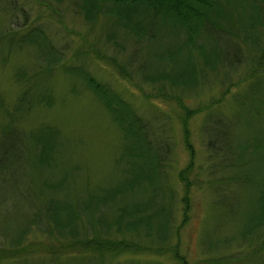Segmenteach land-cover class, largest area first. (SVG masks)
I'll list each match as a JSON object with an SVG mask.
<instances>
[{
    "label": "trees",
    "instance_id": "trees-1",
    "mask_svg": "<svg viewBox=\"0 0 264 264\" xmlns=\"http://www.w3.org/2000/svg\"><path fill=\"white\" fill-rule=\"evenodd\" d=\"M56 3L62 5V13H72L87 27L85 39L81 37L82 48L71 51L68 46L58 45L47 27L30 19L24 9L19 11L16 3L12 11L21 12L22 20L19 21L20 16L11 17L10 28L0 32L1 51L26 46L36 51V69L30 75L22 72L17 75L16 83L21 87L17 104L8 114L10 124L36 107H51L52 97L45 98L49 92L38 81L43 77L48 80L52 70L60 67L66 74L77 76L75 82L93 95L118 130L122 150L116 162L121 175L109 186L77 192L73 184L78 168L66 169L69 161L65 159L69 155L63 154L65 143L60 140L59 130L45 126L22 132L27 139L24 142L13 125L6 127V141L18 143L17 150L24 146L25 156L36 160L42 170L52 171L48 160L58 149L57 157L63 159L64 169L69 172L60 177L48 172L40 173L39 177L31 174L33 185L40 188L33 193L34 203L24 215V222L14 223L15 233L9 239L6 233H0V238H4L0 260L16 264H69L60 259L66 253L71 258L76 254L87 258L73 259L71 264H106L96 255L105 252L113 256L127 252L159 255L169 248L171 234L179 236L181 226L174 229L176 199L165 186L172 164L173 136L165 135L161 129L157 131L108 84L91 77L82 63L66 65L68 51L76 59L94 55L131 87L140 90L143 98L178 104L182 110L183 143L191 157L178 180L187 192L193 184L188 175L194 165L189 122L232 99L235 103L232 114L208 116L202 127L201 137L211 163L210 177L215 181L213 175L222 174V182L249 191L255 211L251 224L239 235L244 242L250 236H264L261 229L264 228V131L254 126H264V122H259L253 113V108L258 109L255 107L258 101L264 110V0H56ZM92 33L96 37L89 42L86 36ZM242 84H247V89L233 93ZM214 85L220 88L217 98L210 99L205 106L188 105L187 101ZM240 129L247 133L245 138L239 137ZM0 163H5V157ZM4 167L0 164V171ZM216 203L221 209L228 207L226 199ZM184 204L183 211L188 214V202ZM185 213L182 225L187 221ZM31 234L46 237L56 248L39 254L42 251L33 245L35 242L28 241ZM224 241L222 237L215 240L220 244ZM169 252L186 264L180 258L177 244ZM37 254L41 257H35Z\"/></svg>",
    "mask_w": 264,
    "mask_h": 264
},
{
    "label": "rangeland",
    "instance_id": "rangeland-1",
    "mask_svg": "<svg viewBox=\"0 0 264 264\" xmlns=\"http://www.w3.org/2000/svg\"><path fill=\"white\" fill-rule=\"evenodd\" d=\"M14 3L18 5L19 11L24 9L30 15V19H35L36 23H42L47 27L58 45L68 46L71 51L82 48V38L85 39L87 27L72 13H62V5L56 3V0H0V32L10 28L11 17L20 16L19 21L22 20L21 12L17 9L12 11L15 7ZM95 37V33L86 36L89 42ZM96 49H100L98 45ZM72 53L68 51L66 65L77 66L82 63L81 66H84L91 77L100 83L108 84L122 99L128 101L132 107L134 106L139 114L148 119L157 131L161 129L165 131V135L173 136L172 164L168 169L165 186L172 190L176 199L174 229L179 225L181 228L179 236L175 237L171 234L169 248L177 244L180 258L186 260V264H264V236L260 238L256 235L250 236L246 239L248 242H244L241 234L239 235L252 222L251 218L255 211L253 197L252 195L249 197V191L244 192L241 186L235 188L233 184L222 182L221 177H224L222 174H214L213 176L217 179L212 181L209 168L211 163L201 137L202 127L207 117L232 114L234 101L229 98L221 107H212L190 120L188 139L194 149L192 159L194 165L191 168L192 173L188 175V179L193 184L187 192L185 185L178 180L180 171L185 169L191 161L190 153L183 143L180 122L182 110L178 104L175 101L165 102L160 99L143 98L140 90L131 87L116 74L113 68L94 58V55L79 56L76 59V56L72 57ZM36 66V51L31 46L19 49L13 47L11 52L0 50V159L5 157V163H0L5 165L0 171V233H6L8 239L15 233L14 223L24 222V215H27V210L34 203L33 193L40 188L38 185H33L31 174L39 177L48 172L60 177L63 173L69 172L66 169L70 170L71 166H77V177L74 187L72 186L77 192L95 191L97 187L109 186L121 175L120 167L116 162L122 150L118 130L111 124L108 114L102 110L93 95L75 82L77 76L66 74L60 67L52 70L48 80L43 77V80L38 81L39 86L44 87V90L51 94L45 95L48 100L52 97L51 107H36L29 113H24L15 120L14 124H10L8 114L17 104L21 87L20 83H16L17 75L19 72L30 75ZM247 86L242 84L233 93L235 91L243 93ZM40 92L38 91V94ZM219 92L220 88L216 85L209 89L205 88L198 97L187 103L190 107L205 106L210 99L217 98ZM260 103V101L255 103L258 109L253 108L256 110V112L253 110V113L256 114L255 118L263 123L264 110ZM11 125L18 132L20 131L19 135L24 142H27V139L25 140L23 135L25 133L22 132L41 129L45 126L59 130L60 137L62 135L60 140L62 139L61 141L65 143L63 154L69 155L68 158L66 157L68 160L65 159L66 162L69 161L66 163V169H64L63 159L57 157L60 154L58 149L48 160L52 171L42 170V165L36 160L28 159L24 154V146L17 150L18 143L6 141L5 130ZM254 126L264 131L263 124ZM245 134L247 133L240 129L239 137L245 138ZM225 176L228 177V175ZM80 193L83 194V191ZM220 199L228 201V207L225 210L216 205ZM184 202H188V210H190L188 214L183 211L186 210ZM184 213L187 215V221L182 225ZM219 237L225 239L222 244L215 242ZM3 239L0 238V245ZM28 241L35 242H32L33 245L42 251L38 252L39 254L44 252L47 254L50 248H56L55 243L39 234H31ZM169 248L159 255L127 252L113 256L105 252L103 255L97 254L96 257L106 264H183L169 252ZM35 257H41V255L37 254ZM84 257V255L76 254L74 258H71L65 253L60 259L71 264L73 259H87ZM0 264H16V262L2 259Z\"/></svg>",
    "mask_w": 264,
    "mask_h": 264
}]
</instances>
